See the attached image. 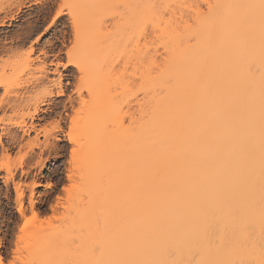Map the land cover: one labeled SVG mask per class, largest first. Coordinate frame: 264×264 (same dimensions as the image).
Here are the masks:
<instances>
[{"label":"bare ground","instance_id":"1","mask_svg":"<svg viewBox=\"0 0 264 264\" xmlns=\"http://www.w3.org/2000/svg\"><path fill=\"white\" fill-rule=\"evenodd\" d=\"M72 1L81 5L75 10L82 36L76 59L85 67L93 93L81 125L88 149H82L95 158L89 165L86 158L82 161L87 163L78 196H84L78 199L82 207L77 204L79 209H73L76 214L72 212L66 225L40 231L46 233L35 244L33 240L27 260L33 264L259 260L264 220V56L258 21L250 26L239 10L229 7L204 15L208 3L241 0ZM117 2L129 7L114 15L111 5ZM104 17L116 21L113 31L110 20V31L101 24ZM145 21L154 23L145 29ZM129 30L138 37L134 58L140 62L133 61L140 72L135 75L136 69L134 74L140 98L131 131L124 125L119 102L125 103L124 95L129 98L133 81L116 76L112 68L95 69L106 61L110 64L114 55L116 59L125 55L127 49L130 53L125 47ZM124 81H130L131 88ZM43 142L48 148L54 144ZM35 145L38 142L31 146ZM102 153L103 158L108 155L106 160L99 159ZM18 211L24 215L22 200ZM244 232L251 233V240L241 249ZM93 241H99L95 252Z\"/></svg>","mask_w":264,"mask_h":264},{"label":"rangeland","instance_id":"2","mask_svg":"<svg viewBox=\"0 0 264 264\" xmlns=\"http://www.w3.org/2000/svg\"><path fill=\"white\" fill-rule=\"evenodd\" d=\"M71 1L68 2L74 3ZM62 2L64 0H0V23L5 24L0 25V249L7 256L19 245L20 253L17 255L25 261L30 258L28 255L31 252L28 253V249L33 247V240L35 244L37 237L46 233H42L45 229L49 228L51 232L52 229L63 226L62 224L68 217L70 218L72 212H75L73 209L76 207L79 209L78 199L81 200L84 196L79 198L80 192L79 194L74 192V198L69 200L63 188L71 183L81 186L82 177H85L82 173L87 170L84 169V163L87 167V163L89 165V160L94 155L91 152L92 156L90 154L88 156L89 150L85 152L88 144L83 139L81 129L88 105L77 113V109L81 107L80 99H90L88 91L85 90L87 88L82 93L75 90L81 72L75 63L67 64L70 51L73 61L79 62L76 58L79 57L80 49L78 48L81 47L82 36L79 33V38L77 37V30L72 20L73 13L70 11L62 12L60 17L55 18V23L52 22L55 10L59 9ZM104 18L103 23L107 24L110 20V25H105L107 28L109 25L113 31L116 21L113 23L111 17ZM129 31L127 34L129 40L125 47H129L131 54L128 49H125L127 57L125 54L116 59L117 55H114L108 59L109 62L111 61L110 64L106 61L105 65L101 63L102 65L99 64L100 66L95 69L107 72L112 68L110 71L114 70L112 72H115L116 76L127 75L122 78L124 80L130 78L128 80L133 81L132 85L134 83L135 86H132L130 81L128 83L124 81L127 85L129 84L128 87L132 86L133 90L130 91L133 92L128 90L129 95L126 94V96L129 98L124 95V98H127L125 103L121 102L120 105L119 102V108L122 107L120 112H125L124 125H127V129L131 131L134 124H137L139 115L137 104L140 93L138 87L136 89V86H139V80H136L134 74L137 69L135 67L140 62L137 63V59L134 58L138 37L133 36L132 31H130L132 34H129ZM131 38L132 42L135 38V42L132 43ZM74 44L75 47H73ZM128 58L132 61H126ZM113 60L115 63H112ZM124 66L127 67L124 68ZM137 70L135 75L140 73L139 69ZM118 80L120 81V78H117L116 83L119 82ZM59 90L64 91L66 95L58 96ZM124 98L121 96V99ZM123 103L125 106H122ZM36 110L37 114H35ZM73 116L77 117L75 126L72 125ZM69 129L73 131L75 138L81 141L80 144L78 141L74 145L68 138ZM47 140L49 144L54 143L49 148L43 142ZM34 141L35 144L38 142V147L31 146ZM83 141L85 151L81 147ZM73 147L78 149L75 165L72 162ZM106 156L108 158V155ZM105 158L102 153L99 159L106 160ZM84 160L87 163L82 162ZM70 171L73 176L72 181H68ZM49 185L51 187H48ZM20 193L24 194V198L18 199ZM32 194L36 200L34 208L30 202ZM57 196L61 197L58 206H56ZM18 200H22L24 217L19 214ZM54 206H56L55 211H53ZM79 206L82 207V204ZM33 212L36 213V219L21 232L25 219L30 218ZM49 217H62V219L49 220ZM69 223L67 221V224Z\"/></svg>","mask_w":264,"mask_h":264},{"label":"snow or ice","instance_id":"3","mask_svg":"<svg viewBox=\"0 0 264 264\" xmlns=\"http://www.w3.org/2000/svg\"><path fill=\"white\" fill-rule=\"evenodd\" d=\"M81 5L76 4V3H69L68 0H64V2L60 3L59 9L55 10V15L53 17V23H55V18L60 17L61 13L64 11H70L73 13V23L77 28V37L79 38V25L76 21V16H75V10L79 8ZM113 9L116 10L114 15H119V10L123 8L129 7V5L121 2H117L111 5ZM220 7H229V8H234L239 10L242 13L241 19L243 20L244 23L254 26L256 22L258 21L259 23V29H260V35H261V52L262 56H264V0H241L239 3H234V4H229V5H220V4H213V3H208L207 4V12L204 14L205 16H208L211 14L213 8H220ZM197 12L199 14V9H197ZM104 21H101V24ZM153 21H145L143 24V27L145 29L149 28L150 26L153 25ZM188 27H191L190 25ZM76 45L74 44L73 47ZM75 63L76 67L80 69L81 75L79 76V83L76 85V91L78 92H83L85 88L88 89V96H92V89L90 85L87 84L86 82V77L84 75L85 73V67L80 64L79 62L73 61L71 58V51L69 52V57L67 60V64L71 65ZM162 71V70H161ZM262 79H264V74H262ZM61 96H65L66 93L64 91H61L59 93ZM88 104V100L81 98L80 99V109H77V113L83 110L84 106ZM76 116H73L72 118V125L75 126L76 124ZM67 136L70 140H72V143L76 145L78 143V140L74 137L73 131L71 129L68 130ZM83 145L81 144V147ZM77 147H73L71 149L72 152V157H73V164L75 165L76 163V156H77ZM73 176L71 171L69 172L68 175V181H72ZM51 187V185H49ZM81 191V186L76 183H71L69 185H66L63 188V192L68 194V199L72 200L73 193L76 192L79 194ZM57 200V205L59 204V201L61 200L60 196L56 197ZM53 207V211H55V207ZM36 219V213L33 212L31 214L30 218L25 219L23 227L20 229L21 232L24 231L25 228L28 227L29 224L32 223ZM49 220L51 219H62V217H49ZM251 240V233L250 232H244L241 234L240 239H239V247L241 249L247 248L249 245V242ZM99 241H93V248L92 251L95 252L97 251V244ZM261 256L259 260H240V261H231V262H206L203 260H194L190 262V264H264V220H262L261 224ZM17 253H20V248L19 245H17L14 249H12L7 256L3 254L2 249H0V264H33L31 261H25L24 259L21 258L20 255H17ZM84 264H136V262H103V261H95V262H84ZM171 264H178L176 261H172Z\"/></svg>","mask_w":264,"mask_h":264}]
</instances>
